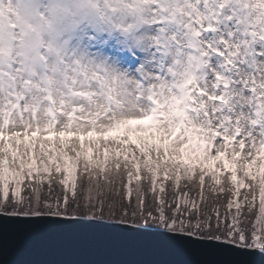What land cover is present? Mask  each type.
Instances as JSON below:
<instances>
[{
	"label": "snow or ice",
	"instance_id": "6c2138e0",
	"mask_svg": "<svg viewBox=\"0 0 264 264\" xmlns=\"http://www.w3.org/2000/svg\"><path fill=\"white\" fill-rule=\"evenodd\" d=\"M0 216L25 244L150 235L254 264L233 249L264 253V0H0Z\"/></svg>",
	"mask_w": 264,
	"mask_h": 264
},
{
	"label": "water",
	"instance_id": "95a60500",
	"mask_svg": "<svg viewBox=\"0 0 264 264\" xmlns=\"http://www.w3.org/2000/svg\"><path fill=\"white\" fill-rule=\"evenodd\" d=\"M4 219L0 216V264H217L221 259L213 253L188 250L150 235L129 239L83 232H40L25 244L20 243L14 228L3 227ZM233 251H245L254 264H264L263 254Z\"/></svg>",
	"mask_w": 264,
	"mask_h": 264
},
{
	"label": "trees",
	"instance_id": "16d2710c",
	"mask_svg": "<svg viewBox=\"0 0 264 264\" xmlns=\"http://www.w3.org/2000/svg\"><path fill=\"white\" fill-rule=\"evenodd\" d=\"M130 187L133 189V192H132V195H131V201L134 203L135 202V200H136V198H137V196H138V193L136 192V188H137V186H135V185H130ZM140 187V189L144 192V194H145V200H146V202H151L152 201V198H153V196H154V194H152V193H149L147 190H146V187L147 188H149L148 186H139ZM53 188H54V191H59L58 190V188L54 185L53 186ZM196 191H197V189H196ZM196 191H195V193H196ZM25 194V193H24ZM169 194V192H167L166 193V195L165 196H163V194L161 193V195L165 198V199H172L173 197H174V194L172 193L171 195H168ZM190 194H193L192 193V191H190ZM218 198H221V197H219V196H217V197H213L212 199H210V197H209V200H207V204H208V210L210 211L211 210V207L212 206H214V204H216V203H219L220 204V207H221V209H220V211L223 213L224 211H226L224 208H223V206H221L222 205V203L223 202H221V200H219ZM125 203H127V201H125ZM202 207H203V205H202Z\"/></svg>",
	"mask_w": 264,
	"mask_h": 264
},
{
	"label": "rangeland",
	"instance_id": "374dc122",
	"mask_svg": "<svg viewBox=\"0 0 264 264\" xmlns=\"http://www.w3.org/2000/svg\"><path fill=\"white\" fill-rule=\"evenodd\" d=\"M224 203L227 204V201L225 200Z\"/></svg>",
	"mask_w": 264,
	"mask_h": 264
}]
</instances>
